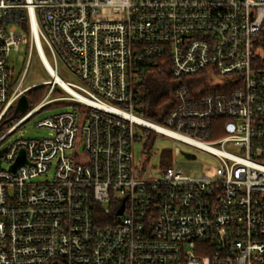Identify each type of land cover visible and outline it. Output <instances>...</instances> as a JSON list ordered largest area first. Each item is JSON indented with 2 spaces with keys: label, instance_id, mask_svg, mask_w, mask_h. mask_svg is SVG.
I'll list each match as a JSON object with an SVG mask.
<instances>
[{
  "label": "built area",
  "instance_id": "obj_1",
  "mask_svg": "<svg viewBox=\"0 0 264 264\" xmlns=\"http://www.w3.org/2000/svg\"><path fill=\"white\" fill-rule=\"evenodd\" d=\"M35 55L46 94L9 126ZM160 59L175 86L157 123L142 83ZM54 102L72 109L48 135L4 145ZM152 133L218 165L191 176L176 149L151 167ZM1 150L0 264H264V0H0Z\"/></svg>",
  "mask_w": 264,
  "mask_h": 264
},
{
  "label": "rangeland",
  "instance_id": "obj_2",
  "mask_svg": "<svg viewBox=\"0 0 264 264\" xmlns=\"http://www.w3.org/2000/svg\"><path fill=\"white\" fill-rule=\"evenodd\" d=\"M9 60H10V66L14 69V77L16 80H18V78L20 77V75H22V73L25 71L27 66V61H28L27 47L25 45H21L18 51H13L10 54ZM60 76L64 78L65 74L61 72ZM48 80H50L49 76L46 74L38 57L35 55L30 65L29 73L27 74L26 79L24 81V87L39 84V86H37L31 91L41 88L42 89L41 91L43 93L35 101V104H31L30 107L25 112H18V113L13 112L9 120V126L14 124L22 117H24L28 113V111L32 109V107H34L35 105L41 102V100L44 98V95L46 94L47 87L40 84ZM28 93L26 95H28ZM60 94L61 92L57 90L54 93L53 97H58L60 96ZM71 109L72 106L70 105L60 104L56 102L51 103L50 106L41 110L31 119L26 121L23 125L18 127L13 132V134L7 138L4 145L9 144L12 141L19 138L33 139L48 135L49 131L47 129L37 127V123L50 116H53L55 114L64 111H69ZM152 135L153 136H151L150 138L153 139V145L151 147L150 156H149V166L151 167L159 168L162 162L163 153L169 151L175 152L176 149H180L182 153H194L196 155V159L194 160L187 159L184 154L173 157V164L176 165L182 172L186 174H190L191 176L201 177L203 174L210 173V171H212L213 168L218 165V159L207 153L200 151H193L190 148H188L186 145L176 142L173 139L166 136L154 135L153 133ZM227 149L230 150V148ZM141 152H142L141 146L136 145L135 153H136V158L138 160L141 159L142 156Z\"/></svg>",
  "mask_w": 264,
  "mask_h": 264
},
{
  "label": "trees",
  "instance_id": "obj_3",
  "mask_svg": "<svg viewBox=\"0 0 264 264\" xmlns=\"http://www.w3.org/2000/svg\"><path fill=\"white\" fill-rule=\"evenodd\" d=\"M164 62V59H160L158 66L151 69L142 83L143 117L148 121L157 123L163 122L164 117L174 105L173 90L175 81L171 75L170 68ZM41 90L39 88L28 93L27 98L30 105L35 104V101L43 93ZM223 136L224 133L213 134L212 138L217 139ZM152 142L153 139H148L145 144L146 149L149 150L152 147ZM171 165V153L164 152L162 155V166L165 168Z\"/></svg>",
  "mask_w": 264,
  "mask_h": 264
},
{
  "label": "water",
  "instance_id": "obj_4",
  "mask_svg": "<svg viewBox=\"0 0 264 264\" xmlns=\"http://www.w3.org/2000/svg\"><path fill=\"white\" fill-rule=\"evenodd\" d=\"M28 106H29V101H28V98L26 95H23L19 101V104H18V107L16 108V112H25L27 109H28ZM4 152V150H1L0 151V157L2 155V153ZM185 157L187 159H190V160H194L196 159V155L195 154H189V153H184ZM25 162V158L24 156L20 157L18 163L13 167V170H16V168L23 164ZM123 212V208L118 212V214H122Z\"/></svg>",
  "mask_w": 264,
  "mask_h": 264
},
{
  "label": "bare ground",
  "instance_id": "obj_5",
  "mask_svg": "<svg viewBox=\"0 0 264 264\" xmlns=\"http://www.w3.org/2000/svg\"><path fill=\"white\" fill-rule=\"evenodd\" d=\"M59 81H61V80H59ZM61 82H63V81H61ZM41 85H44V83H43V84H41Z\"/></svg>",
  "mask_w": 264,
  "mask_h": 264
}]
</instances>
